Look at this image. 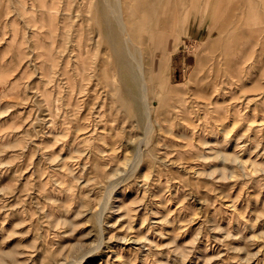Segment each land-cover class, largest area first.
<instances>
[{
  "label": "rangeland",
  "instance_id": "obj_1",
  "mask_svg": "<svg viewBox=\"0 0 264 264\" xmlns=\"http://www.w3.org/2000/svg\"><path fill=\"white\" fill-rule=\"evenodd\" d=\"M97 1L0 0V264H264V0H156L148 128Z\"/></svg>",
  "mask_w": 264,
  "mask_h": 264
},
{
  "label": "bare ground",
  "instance_id": "obj_2",
  "mask_svg": "<svg viewBox=\"0 0 264 264\" xmlns=\"http://www.w3.org/2000/svg\"><path fill=\"white\" fill-rule=\"evenodd\" d=\"M109 1L108 0H98L97 4H95L96 7H98V11L100 14L99 17H101L103 25H104V26H99V29H98L99 34L102 36L103 39H105V41L108 44V47H107L108 53L107 54L109 56V59L108 60H106L107 58L103 59L104 65L106 67L105 69H107L110 72V75L112 78L111 86L113 87L112 88L113 90L118 89L119 87H121V88L123 87V88H125V92L128 93L132 99H134L138 103H140L139 104L141 106V107L139 106L140 107V114L143 116V118L145 120L144 124L147 122L146 127L148 128V122L149 121H146V120L149 119L148 118V116H149L148 115V112H149V110H148V98L149 97L148 96H149L150 79L145 76L142 51L140 50V48L142 46H141V44H140V46H138L139 44H136V42L141 40L143 33L148 34V36H150L152 34L151 30L149 28L150 24L152 22L149 14L153 13V11L156 12V4H155L156 0H145L146 3L144 5L142 11H139V10L137 11L138 3L140 2L139 0H133V3L130 2L128 4H127V2H126V4H125V2H124V4H121L118 0H115V1L113 0L114 3H111ZM93 5H94V3H93ZM168 5H169V0H166L164 2V6L168 7ZM163 9H165V8H163ZM150 11H152V12H150ZM94 24H95V22H94ZM217 32H219L220 37L224 36L223 29L219 28V29H217ZM99 47H100V45H99ZM225 49H226V47H224L223 49L221 48V50H219L220 53H222V51H224ZM102 50L104 51V48ZM103 51H101L100 54L104 53ZM136 52L138 53V57L135 54ZM100 54H98V55L101 56L102 54L101 55ZM101 58H103V57H101ZM96 64L98 65V63H96ZM197 64L201 65L199 71L203 72L204 62L202 63L200 61V59H197ZM101 66H103V65H101ZM94 71H95V69H94ZM235 76H236V73H235ZM164 79L166 80V78H164ZM99 80H101L100 77H99L98 81ZM212 81L215 82L214 80H212ZM160 82L164 83V80L158 81V84ZM100 83H101V81H100ZM104 84H102V85H104ZM159 85H160V89H161L160 91L167 89L166 88L167 82L164 84H159ZM198 92H199V90H198ZM224 92L225 91H223V93ZM196 93L197 92H195L194 94H196ZM198 95H200V94L198 93ZM111 96H112V94H111ZM166 99L167 98L162 99V100H166ZM168 102H170V100H168ZM164 103H166V101ZM150 123H151V121H150ZM150 127H151V125H150ZM146 131H149V130H146ZM146 131H145V133H146ZM144 137H145V135H144Z\"/></svg>",
  "mask_w": 264,
  "mask_h": 264
}]
</instances>
